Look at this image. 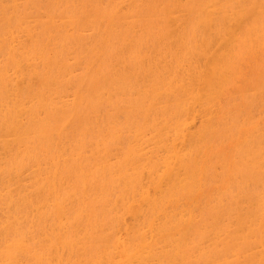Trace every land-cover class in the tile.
Masks as SVG:
<instances>
[{"label": "bare ground", "instance_id": "obj_1", "mask_svg": "<svg viewBox=\"0 0 264 264\" xmlns=\"http://www.w3.org/2000/svg\"><path fill=\"white\" fill-rule=\"evenodd\" d=\"M263 45L264 0H0V264H264Z\"/></svg>", "mask_w": 264, "mask_h": 264}, {"label": "rangeland", "instance_id": "obj_2", "mask_svg": "<svg viewBox=\"0 0 264 264\" xmlns=\"http://www.w3.org/2000/svg\"><path fill=\"white\" fill-rule=\"evenodd\" d=\"M61 6H62V7H61ZM60 7H61V8H59V10L61 11L62 9L64 10V7H66V6H63V4H62V5L60 4ZM54 9H55V8H54ZM66 9L68 10V6H67ZM66 9H65V11L68 12ZM59 10L57 9V11H59ZM63 10H62L60 13L65 12V11H63ZM55 11H56V9H55ZM57 11H56L55 13H57ZM195 15H196V13H193V15L190 14L189 17L192 16V17H194V19H195V17L198 16V15H196V16H195ZM195 20H196V19H195ZM197 20H198V18H197ZM197 20H196V21H197ZM231 23H232V22H231ZM197 24H198V23H197ZM195 25H196V24H195ZM200 25H201V27L199 28L200 30H199V29H197V30H199V31L201 32V28H203L202 24H198L197 26H200ZM196 28H198V27H196ZM203 31H204V30H202L201 35L203 34ZM256 51H257V50H256ZM261 51H262V52H261ZM254 52H255V51H254ZM261 54H262V55H261ZM248 55H249V54H248ZM248 55H245V56H247L248 60H247V58H245V56H244V59L247 60V61H244V65H243V73H244V74L242 73L241 78H240V81H239L238 84H237V87L233 88L232 90L237 91L238 89L240 90V89L242 88V89H244V91H248V92L251 91V92H252V91L254 90L253 93H255V92L257 93L258 91H260V89H263V91H261V92H264V80L262 79V78H264V75H263V73H264V72H263V71H264V66H262V64L264 63V60L262 59V58L264 57V45L262 46V48H259V52L257 51V52H255V53L249 55V56H248ZM253 55H254V56H253ZM251 56H252V57H251ZM261 56H263V57L261 58ZM249 57H250V58H249ZM251 58H253V59H251ZM254 59H255V60H254ZM257 59H258V61H256ZM260 61H262V62H260ZM249 62H250L251 65L249 64ZM257 62H259V63H257ZM247 63H248V64H247ZM253 63H255V64H253ZM245 64H246L247 68L245 67ZM260 64H261V65H260ZM252 65H253V66H252ZM263 65H264V64H263ZM184 66H185V65H184ZM249 66H250V67H249ZM251 66L253 67L252 69H251ZM185 67H187V66H185ZM244 67H245L246 69H245ZM254 67H255V68H254ZM183 68H184V67H183ZM257 68H259V69H257ZM244 69H245V71H244ZM250 69L252 70V72H251ZM183 70H184V71H183ZM183 70L181 69V72L183 71V72L185 73V69H183ZM186 70H187V69H186ZM257 70H258V71H257ZM187 71H188V70H187ZM187 71H186V74H187ZM181 72H180V73H181ZM254 72H256V73H254ZM257 72H258V73H257ZM262 72H263V73H262ZM247 73H248V74H247ZM259 73H261V76H260ZM182 74H183V73H182ZM249 74H250V75H249ZM252 74H253V78L251 77ZM256 75H257V76H256ZM262 75H263V76H262ZM242 76H243L244 78H243ZM248 76H250V78L246 80V78H248ZM254 76H255V77H254ZM259 76L262 77V78L259 79ZM242 78H243V79H242ZM250 79H251V80H250ZM252 79H254L253 81H255L256 83L253 82ZM255 79H257V80H255ZM258 79H259V80H258ZM245 80H246L247 83L244 84V81H245ZM248 80H250V81H248ZM262 80H263V81H262ZM258 81H260V83H258ZM250 82H252V83H254V84L250 85V84H251ZM240 84H244V87H243V85L241 86ZM248 84H249L251 87H250V86H246V85H248ZM259 84H260V85H259ZM256 86H257V87L259 86V87L256 88ZM262 86H263V88H262ZM248 87H249V88H248ZM254 87H255V88H254ZM242 89H241L240 91H243ZM245 89H247V90H245ZM250 89H251V90H250ZM239 90H238V91H239ZM256 90H257V91H256ZM251 92H250V93H251ZM214 106H215V108H214ZM213 109H214V110H213ZM216 109H217V105H211V108H209V112H210V110H211L212 117L217 116L218 113L215 112V111H217ZM215 113H217V114H215ZM209 114H210V113H209ZM209 116H211V115H209ZM197 117H198V115H197ZM197 117L195 118L196 120H197L198 118H200V117H198V118H197ZM202 117H203V116H202ZM203 118H204V117H203ZM195 119H194L193 122L196 121ZM200 119H201V118H200ZM200 119H198L199 126L202 125V124H203V125L200 126V127L197 126L198 124L194 126V124L197 123V121H196V123L191 124V125H192V129L190 128L191 131H194L195 127H197V129L199 128V130H200L201 127H203V126L205 125V124H204V123H205V118H204V119H201V120H200ZM257 119H258L259 121H258ZM261 119H262V118H260V117H256L254 121H255V122H261V121H262ZM256 120H257V121H256ZM199 121H200V122H199ZM203 122H204V123H203ZM200 123H201V124H200ZM253 123H254V122H253ZM260 124H261V123H260ZM193 126H194V127H193ZM247 128H248V127H247ZM197 129H196V130H197ZM196 130H195V131H196ZM244 131H245V129H244ZM246 131H247V130H246ZM230 139H231V140H234V141H231V140H229V138H228V139H226V140L229 141V142H227V141L222 142V143L219 142L220 145L217 143V145H218L220 148H219L218 146H215V144H214V146H213L212 144H210L211 146L208 144L210 147H208V145H205V148H206V146H207V147L210 149V150H208V148H206L207 151H208L209 153H208V152L206 151V149H205V154H206V153L208 154V156H207V154L205 155L206 160H207L208 157H210V155H211L210 152H211L212 150H217V149H219V150H217V151H219V152H223V153H224V151H227V153L225 152L224 154H225V155L227 154L226 156H228V158H230L231 155L233 154V151H234V149H235V146L237 147V145H238V138H230ZM235 139H236L237 141H236ZM224 140H225V139H224ZM235 141H236L237 144L234 145ZM225 143H226V144H225ZM223 145H224V147H223ZM227 146H228V148H227ZM212 147H213V148H212ZM221 147H222V148H221ZM229 147H230V148H229ZM232 147H233V148H232ZM228 149L231 150V151H229ZM214 152H215V151H214ZM229 152H230V153L232 152V154H230ZM202 180H204V181L201 182ZM201 181H200V185L198 186V187H199V190L196 189V188H198V187H196L195 189H193V190H196V191L198 190L197 193H196V191H195V192L193 191V193H195V194H192V193L190 192L191 190H189V191H187V192L185 191V192L187 193V195H186V193L184 192L185 195L182 194L181 196H179L178 198H176V201H177V202L175 201V202H176V203H175V202L173 201L174 204H173L172 201H171L170 204H171L172 206H171V205H170V206H171V207H174V205L176 204V205H175V208L177 207V209H178V208L181 209V208H180V204H181V206L184 205L185 208H186V207H187V208L189 207V209H190V207H192V208H197V207H199V206L202 204L201 202H209V201H211V199H212L214 193L217 191L216 189H218V190L220 189V190H222V191L225 190L224 192H226V191L228 190V187H229V184L227 183L228 181H225V182H223V183L221 182V183H219V184L216 183L217 186H215V183H214V182H211V181H210V182L212 183V185H211V183H210L209 181L205 180L204 177L201 178ZM205 182H206V184H207V187H206ZM213 183H214V184H213ZM226 183H227V184H226ZM208 184H210V186H209ZM222 184H223V186H222ZM218 185H220V186H218ZM225 185H226V188L224 187ZM200 186H202L203 190H200V189H202ZM204 186H205V187H204ZM211 186H212V187H211ZM210 187H211V188H210ZM213 187H214V188H213ZM218 187H219V188H218ZM220 187H221V188H220ZM222 187H223V188H222ZM207 188H208V190H207ZM215 188H216V189H215ZM224 188H225V189H224ZM213 189H214V190H213ZM204 190H205L206 192H205ZM210 190H211V191H210ZM203 191H204V193H203ZM207 191H208V192H207ZM214 191H215V192H214ZM198 192H199V193H198ZM213 192H214V193H213ZM188 193H189L190 195L193 196V199L191 198L192 196H190ZM205 193H207V194H205ZM208 193H209V194H208ZM196 194H197V195H196ZM194 195H196V196H194ZM200 195H201V197H199ZM205 195H207L210 199H209L208 197H207L208 199L205 198V197H206ZM182 196H183V197H182ZM188 196H189V197H188ZM202 196H203V199H202ZM204 196H205V197H204ZM183 198H184V199H183ZM185 198H186V199H185ZM194 198H196V200H195ZM199 198H200V199H199ZM204 198H205V200H207V201H205ZM181 199H182V201H181ZM179 200H180V201H179ZM183 200H184V201H183ZM187 200H189V202H187ZM202 200H204V201H202ZM194 201H196V203H195ZM193 202H194L195 205H192ZM197 203H198V204H197ZM194 206H195V207H194ZM183 208H184V207H183ZM192 208H191V209H192ZM128 215H129V216H128ZM128 215H126V218H127V217H128L129 219L132 218V216H130V214H128ZM129 219H128V220H129ZM131 220H132V219H131Z\"/></svg>", "mask_w": 264, "mask_h": 264}]
</instances>
